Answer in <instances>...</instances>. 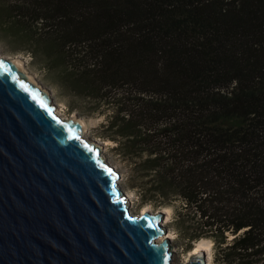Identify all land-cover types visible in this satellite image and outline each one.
Wrapping results in <instances>:
<instances>
[{"label": "trees", "instance_id": "obj_1", "mask_svg": "<svg viewBox=\"0 0 264 264\" xmlns=\"http://www.w3.org/2000/svg\"><path fill=\"white\" fill-rule=\"evenodd\" d=\"M0 30L105 117L186 246L264 264V0H0Z\"/></svg>", "mask_w": 264, "mask_h": 264}, {"label": "water", "instance_id": "obj_2", "mask_svg": "<svg viewBox=\"0 0 264 264\" xmlns=\"http://www.w3.org/2000/svg\"><path fill=\"white\" fill-rule=\"evenodd\" d=\"M57 108L0 55V264H170L166 212L132 213L100 143Z\"/></svg>", "mask_w": 264, "mask_h": 264}, {"label": "rangeland", "instance_id": "obj_3", "mask_svg": "<svg viewBox=\"0 0 264 264\" xmlns=\"http://www.w3.org/2000/svg\"><path fill=\"white\" fill-rule=\"evenodd\" d=\"M0 55L5 58H11L15 60H19L24 66V72L31 77L34 81H36L39 85H41L46 91L50 92L54 103L58 106V111H62V115L68 118H78L84 121L87 124V130L83 137L89 139L91 141H95L97 144L100 143L102 146V157L106 163L115 168V170L119 173L120 180L118 181L123 191L124 196L128 199L129 209L134 214H143L144 208L150 206V211H164L166 212V219L168 218V223L165 226L166 232L160 236L159 239L167 238L170 234V240L172 243L174 256L170 264H186L189 260V257L194 253L195 244L198 241H208L211 245V249L208 252V256L210 254L211 264H215V244L212 240L203 238L198 240L197 242H193L192 246H186L190 244L186 241V243L182 240L183 237L179 236L177 231V227L175 226L174 221V208H156L152 204H144L141 201V197L139 195V182L137 178L140 173L135 169L132 160L126 159L123 155H121L117 150V144L106 138L101 137L103 133L101 131L102 123L104 122L105 117L103 115H99V113H95L93 111H89L88 114L83 115V109L80 108L79 98L76 95H73L69 92L61 93L60 84L57 81H61L58 78L57 74L49 73L43 66L38 63V60L33 58L32 55L25 51L17 50L16 45L8 39V37L4 36L0 30ZM175 207H178L179 202L175 201ZM165 219V220H166ZM164 220V221H165ZM166 223V222H165ZM240 234V233H239ZM238 234V235H239ZM230 239H233V235H229Z\"/></svg>", "mask_w": 264, "mask_h": 264}, {"label": "bare ground", "instance_id": "obj_4", "mask_svg": "<svg viewBox=\"0 0 264 264\" xmlns=\"http://www.w3.org/2000/svg\"><path fill=\"white\" fill-rule=\"evenodd\" d=\"M16 62L19 64V66H20V67L22 68V70L24 71V67H23L24 65H23L19 60H16ZM56 111L62 115V111H61V110L58 111V109H57ZM76 121H77V120H76ZM78 123H80V125H81L82 128H83V135H82V136H84V134H85V132H86V130H87V124H86L84 121H78ZM84 138H85V137H84ZM147 211H150V206H147V207L144 208V213H146ZM165 219H166V218H165ZM165 222H166V223H165ZM163 223H164V226H166L167 223H168V218H167ZM165 238H166V237H165ZM167 238H171V237H170V234H169V236H167ZM162 240H164V238L159 239V241H162ZM195 245H196V246H195V248H194V253H193V254L198 253L199 251H202V250L210 251V249H211V245H212V244H209L208 241H199V242H197ZM209 264H211L210 254H209Z\"/></svg>", "mask_w": 264, "mask_h": 264}]
</instances>
